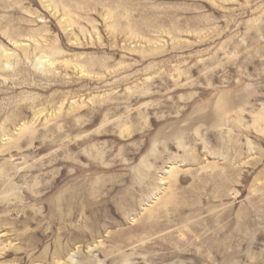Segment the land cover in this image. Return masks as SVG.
Returning <instances> with one entry per match:
<instances>
[{"label":"rangeland","instance_id":"rangeland-1","mask_svg":"<svg viewBox=\"0 0 264 264\" xmlns=\"http://www.w3.org/2000/svg\"><path fill=\"white\" fill-rule=\"evenodd\" d=\"M67 263L264 264V0H0V264Z\"/></svg>","mask_w":264,"mask_h":264},{"label":"bare ground","instance_id":"bare-ground-1","mask_svg":"<svg viewBox=\"0 0 264 264\" xmlns=\"http://www.w3.org/2000/svg\"><path fill=\"white\" fill-rule=\"evenodd\" d=\"M44 61V60H43ZM48 61V60H47ZM49 61H50V59H49ZM45 63V62H44ZM46 65V64H45ZM171 173V172H170ZM159 203V202H158ZM68 264V263H67Z\"/></svg>","mask_w":264,"mask_h":264}]
</instances>
